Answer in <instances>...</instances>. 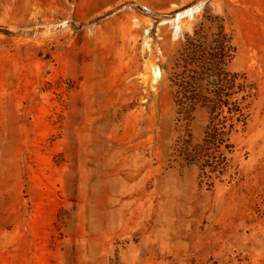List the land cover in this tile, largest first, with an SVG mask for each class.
<instances>
[{"label": "rangeland", "instance_id": "obj_1", "mask_svg": "<svg viewBox=\"0 0 264 264\" xmlns=\"http://www.w3.org/2000/svg\"><path fill=\"white\" fill-rule=\"evenodd\" d=\"M221 28L246 126L200 174L172 80ZM0 264H264V0H0Z\"/></svg>", "mask_w": 264, "mask_h": 264}, {"label": "trees", "instance_id": "obj_2", "mask_svg": "<svg viewBox=\"0 0 264 264\" xmlns=\"http://www.w3.org/2000/svg\"><path fill=\"white\" fill-rule=\"evenodd\" d=\"M220 32L218 37L207 41L196 34L193 37L186 36L177 66L180 70L172 80L175 105L181 117L189 116L196 105L204 107L209 116L200 144L189 147L187 141L181 142L184 159L197 164L200 174L207 168L213 170L209 148L216 146L222 149L221 156H224L231 148L227 143L229 135L244 130L246 126L243 113L245 88L243 82H239L244 81L245 77L224 69L228 42L222 34V28ZM218 125L221 127L218 128ZM221 160L225 161L226 157Z\"/></svg>", "mask_w": 264, "mask_h": 264}]
</instances>
